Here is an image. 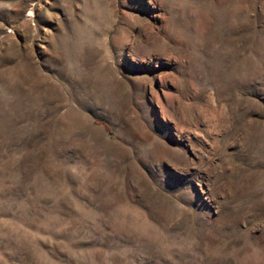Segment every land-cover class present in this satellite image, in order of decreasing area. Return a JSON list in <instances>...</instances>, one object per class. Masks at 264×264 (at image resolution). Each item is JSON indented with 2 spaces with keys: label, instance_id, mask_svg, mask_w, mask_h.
I'll list each match as a JSON object with an SVG mask.
<instances>
[{
  "label": "rangeland",
  "instance_id": "obj_1",
  "mask_svg": "<svg viewBox=\"0 0 264 264\" xmlns=\"http://www.w3.org/2000/svg\"><path fill=\"white\" fill-rule=\"evenodd\" d=\"M0 264H264V0H0Z\"/></svg>",
  "mask_w": 264,
  "mask_h": 264
}]
</instances>
